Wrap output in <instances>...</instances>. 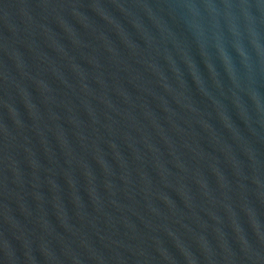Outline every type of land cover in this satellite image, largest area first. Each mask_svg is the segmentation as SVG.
Listing matches in <instances>:
<instances>
[{
  "label": "water",
  "instance_id": "obj_1",
  "mask_svg": "<svg viewBox=\"0 0 264 264\" xmlns=\"http://www.w3.org/2000/svg\"><path fill=\"white\" fill-rule=\"evenodd\" d=\"M0 264H264V0H0Z\"/></svg>",
  "mask_w": 264,
  "mask_h": 264
}]
</instances>
